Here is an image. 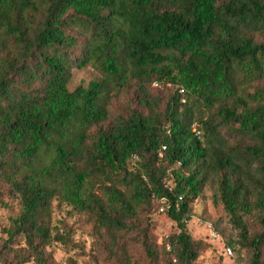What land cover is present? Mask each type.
<instances>
[{
	"label": "trees",
	"instance_id": "1",
	"mask_svg": "<svg viewBox=\"0 0 264 264\" xmlns=\"http://www.w3.org/2000/svg\"><path fill=\"white\" fill-rule=\"evenodd\" d=\"M262 82L264 0H0V206L20 207L2 263L80 248L57 203L92 227L97 264H135L133 237L147 264H196L187 223L209 190L227 247L264 264ZM161 200L169 251L143 225Z\"/></svg>",
	"mask_w": 264,
	"mask_h": 264
},
{
	"label": "rangeland",
	"instance_id": "2",
	"mask_svg": "<svg viewBox=\"0 0 264 264\" xmlns=\"http://www.w3.org/2000/svg\"><path fill=\"white\" fill-rule=\"evenodd\" d=\"M81 76L86 80L95 77L91 69L85 70ZM261 86L264 87V82L261 83ZM154 87L156 88V86ZM168 87L171 88V85H168ZM166 209V204L162 200L156 202L151 212L143 215V225L146 226V222H148L153 239L160 246L166 244L169 251V238L178 231V228L167 217ZM19 213L20 207L14 203L9 208L0 206V250L8 238V230L12 219L16 218ZM246 222L253 234L258 232L255 231L258 230L256 227L258 224L252 217L246 218ZM53 224L62 233L72 235L73 241L80 247L71 250V247L58 243L48 247L47 253L51 255L56 264H97L94 262L93 257H99V253H101L97 251V244L99 245V243L96 242L92 227L85 223L81 215L73 213L70 207H58L55 203ZM187 229L194 239L202 241L207 246L196 264H250L251 254L240 246L235 247L232 256L228 254L227 246L230 245V241L237 242L239 240L238 232L234 229L231 217L224 205L218 202L209 190H206L204 195L194 203V215L188 221ZM212 232L220 235L221 240L213 239ZM128 241L129 254L134 257V263L147 264L146 255L135 242L134 237ZM2 261L3 258H0V264H3ZM28 264L35 263L32 261Z\"/></svg>",
	"mask_w": 264,
	"mask_h": 264
},
{
	"label": "built area",
	"instance_id": "3",
	"mask_svg": "<svg viewBox=\"0 0 264 264\" xmlns=\"http://www.w3.org/2000/svg\"><path fill=\"white\" fill-rule=\"evenodd\" d=\"M195 131H196V135H197L199 138H201V137H202V133H201L200 131H198L196 127H195ZM163 203L165 204V201H164V200H163ZM212 237H213V239L221 240V239H220L221 236L218 235V234L215 233V232H212ZM227 252H228L229 255H232V254H233V253H232V250H231L230 248L227 249Z\"/></svg>",
	"mask_w": 264,
	"mask_h": 264
}]
</instances>
